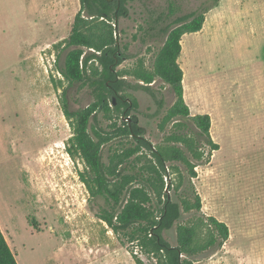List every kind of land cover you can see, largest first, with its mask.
Returning <instances> with one entry per match:
<instances>
[{
    "label": "rangeland",
    "instance_id": "374dc122",
    "mask_svg": "<svg viewBox=\"0 0 264 264\" xmlns=\"http://www.w3.org/2000/svg\"><path fill=\"white\" fill-rule=\"evenodd\" d=\"M9 3L11 35L8 40L0 34V229L18 264H135L95 216L103 201L89 200L79 177L83 161L67 150L74 121L62 113L64 91L70 110L92 100L88 87L69 84L54 64L79 0H0L7 8ZM211 3L129 2L127 15L116 24L125 55L115 67L119 76L137 85L132 71L139 61L151 67L164 40L160 28ZM178 63L189 112L210 115L218 150L211 151L187 119L182 124L164 120L174 95L158 77L151 83L155 96L131 86L123 90L136 107L112 118L117 123L127 116L135 119L144 138L159 148L181 146L169 139L179 133L192 137L203 152L193 179L201 211L224 221L229 237L219 249L193 257L194 264H264V0H218L205 13L202 29L182 36ZM109 122L97 112L94 124L108 130ZM119 139L104 146L105 161ZM171 164L175 185L184 167ZM186 189L182 184L169 195L177 199ZM190 216L184 213L182 220ZM163 236L175 245L176 226ZM207 238L203 225L196 240ZM132 249L148 261L136 246Z\"/></svg>",
    "mask_w": 264,
    "mask_h": 264
},
{
    "label": "trees",
    "instance_id": "16d2710c",
    "mask_svg": "<svg viewBox=\"0 0 264 264\" xmlns=\"http://www.w3.org/2000/svg\"><path fill=\"white\" fill-rule=\"evenodd\" d=\"M131 1L134 0H79L69 33L60 41L62 51L54 62L57 72L69 84L88 87L92 97L85 106L70 110L64 91L62 113L74 121L67 150L71 155L78 154L83 161L79 177L86 185L89 200L103 201L94 211L95 216L128 249L135 264H194L193 257L209 249H219L229 237L224 221L201 211V197L193 179L203 152L192 137L179 133L171 134L169 139L181 146L159 148L144 138L143 128L135 119L119 123L116 120L119 113L125 110L126 115L130 106L136 107L135 100L121 93L131 85L115 69L125 57L117 41V19L127 15V4ZM217 2L212 0L211 5L180 15L160 28L163 43L151 67L146 68L139 61L132 71L137 85L131 86L155 96L151 83L160 78L174 95L164 120L182 124L187 119L211 151L218 150L219 145L210 135V115L190 114L183 97V72L178 57L182 36L200 31L205 13ZM98 111L110 120L108 130L94 124ZM115 137H120L119 147L113 148L105 161L103 148ZM173 162L184 167V171H178L179 182L175 185L169 171ZM182 184L187 187L186 194L171 198L169 190L173 188L176 192ZM184 213L192 216L182 220ZM174 225L177 243L172 245L163 232ZM203 225L208 228V238L198 243L196 232ZM134 246L148 261L134 253ZM0 264H18L1 229Z\"/></svg>",
    "mask_w": 264,
    "mask_h": 264
},
{
    "label": "crops",
    "instance_id": "0c3cea01",
    "mask_svg": "<svg viewBox=\"0 0 264 264\" xmlns=\"http://www.w3.org/2000/svg\"><path fill=\"white\" fill-rule=\"evenodd\" d=\"M10 19H11L10 3L8 4V8L5 7V5L4 6L0 5V28H1L0 34L3 35V37L5 39L7 38L8 40H9L10 35H11V32H10L11 31ZM1 41H2V39L0 37V43H2ZM184 96H185V92L183 90V97ZM190 114L193 115V113H190Z\"/></svg>",
    "mask_w": 264,
    "mask_h": 264
},
{
    "label": "water",
    "instance_id": "95a60500",
    "mask_svg": "<svg viewBox=\"0 0 264 264\" xmlns=\"http://www.w3.org/2000/svg\"><path fill=\"white\" fill-rule=\"evenodd\" d=\"M124 118H126V120L130 121V118L128 116L127 117H124ZM167 187H168V184H166L165 189H167Z\"/></svg>",
    "mask_w": 264,
    "mask_h": 264
},
{
    "label": "flooded vegetation",
    "instance_id": "af4514ba",
    "mask_svg": "<svg viewBox=\"0 0 264 264\" xmlns=\"http://www.w3.org/2000/svg\"><path fill=\"white\" fill-rule=\"evenodd\" d=\"M125 112V110L123 111V113Z\"/></svg>",
    "mask_w": 264,
    "mask_h": 264
},
{
    "label": "bare ground",
    "instance_id": "6f19581e",
    "mask_svg": "<svg viewBox=\"0 0 264 264\" xmlns=\"http://www.w3.org/2000/svg\"><path fill=\"white\" fill-rule=\"evenodd\" d=\"M186 80V79H185ZM186 83V82H185ZM216 138V137H215Z\"/></svg>",
    "mask_w": 264,
    "mask_h": 264
}]
</instances>
